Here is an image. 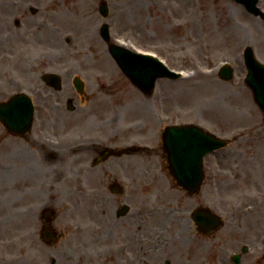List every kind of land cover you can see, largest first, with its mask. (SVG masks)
I'll list each match as a JSON object with an SVG mask.
<instances>
[{
	"label": "flooded vegetation",
	"instance_id": "1",
	"mask_svg": "<svg viewBox=\"0 0 264 264\" xmlns=\"http://www.w3.org/2000/svg\"><path fill=\"white\" fill-rule=\"evenodd\" d=\"M39 4L0 0V103L20 96V105L34 106L31 117L0 115V264H206L211 252L223 255L224 264H250L264 234L253 220L264 205V180L252 184L257 171L228 159L239 193L234 204L213 197L230 180L210 178L208 155L202 184L183 186L163 137L179 121L147 120L144 108L122 99L130 90L124 84L94 83L92 92L86 82L82 92L73 83L58 87L45 76L43 52L40 61L30 60L32 43L41 42L31 20ZM128 85L136 98L155 90ZM91 97L94 117L84 116L80 106ZM93 124L94 143L82 144ZM82 150L94 152V183L87 189L79 178ZM129 170L139 178H127ZM211 209L225 216L222 225L211 228Z\"/></svg>",
	"mask_w": 264,
	"mask_h": 264
},
{
	"label": "rangeland",
	"instance_id": "2",
	"mask_svg": "<svg viewBox=\"0 0 264 264\" xmlns=\"http://www.w3.org/2000/svg\"><path fill=\"white\" fill-rule=\"evenodd\" d=\"M39 1L43 5H38L39 12L32 15L31 20L33 35L38 34L37 40L41 42L32 43L30 60L40 61L43 52L49 70L60 72L66 88L72 84L74 74L81 75L90 84L88 92L94 91V83L124 84L130 90H123L122 99L130 102L132 109L134 105L144 108L149 121L161 116L169 122L194 120L219 135L230 137L232 141L228 146L207 156L212 166L210 178L230 180L213 196L220 203L234 204L239 195L228 159L246 163L243 168H250L251 172L256 170L252 184L257 180L261 184L264 180V112L246 83L243 49L252 46L264 63V17L248 12L235 0H108L111 13L107 21L111 24L113 40L117 38L137 50L154 53L171 67L188 72L177 80L159 78L151 96L141 94L136 98L134 88L128 85L130 79L119 68L100 35L104 21L99 11L101 0ZM259 6L264 10V0L259 1ZM39 20L41 29L37 25ZM225 61L235 67L231 80L218 74L219 66ZM80 109L84 116L94 117V97L84 101ZM86 129L89 137L82 138V144L94 143V124ZM91 151L82 150L80 156L79 178L84 189L94 183V152ZM219 159L224 161L222 166L218 164ZM102 171L98 172L100 176ZM127 174V178H139L138 171L129 170ZM261 188L264 189V185ZM257 212L253 220L257 217L261 231L264 205L259 206ZM263 237L260 233L258 257L252 262L249 259L250 264H264V246L260 244ZM183 249L180 244V256L181 252L185 254ZM211 253V260L206 264H224L227 260L221 254Z\"/></svg>",
	"mask_w": 264,
	"mask_h": 264
},
{
	"label": "water",
	"instance_id": "3",
	"mask_svg": "<svg viewBox=\"0 0 264 264\" xmlns=\"http://www.w3.org/2000/svg\"><path fill=\"white\" fill-rule=\"evenodd\" d=\"M236 1L242 3L249 12L264 17V11L258 6L259 0ZM100 11L104 17L108 16L109 5L106 0L100 3ZM100 31L102 37L109 43L110 52L133 81L146 84L151 89L160 77L178 78L181 76V73L170 69L154 55L138 53L120 44L112 43L109 23L104 22ZM244 58L248 68L247 84L252 88L256 101L264 111V63L258 60L250 45L244 49ZM220 75L224 79H232L234 67L230 63H225L220 69ZM48 76L49 80L55 83L61 81L57 73L50 72ZM74 81L76 85L81 86L80 77H76ZM8 110L1 109L0 111L5 115L11 113L9 108ZM192 131L196 133L192 135ZM165 140L169 150V160L177 164V167L173 169L174 173L184 186L191 189H195L199 182L191 184L190 179L201 180L204 177L202 175L204 154L227 145L226 139L210 132H204L195 125L169 126L165 133ZM211 221L215 225L221 223L220 217L214 214H211Z\"/></svg>",
	"mask_w": 264,
	"mask_h": 264
},
{
	"label": "bare ground",
	"instance_id": "4",
	"mask_svg": "<svg viewBox=\"0 0 264 264\" xmlns=\"http://www.w3.org/2000/svg\"><path fill=\"white\" fill-rule=\"evenodd\" d=\"M186 74H187V72H186Z\"/></svg>",
	"mask_w": 264,
	"mask_h": 264
}]
</instances>
